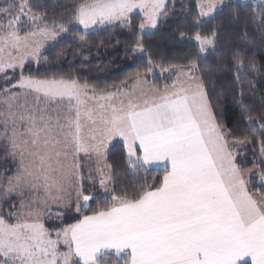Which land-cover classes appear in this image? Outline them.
I'll return each instance as SVG.
<instances>
[{
	"label": "snow or ice",
	"instance_id": "snow-or-ice-1",
	"mask_svg": "<svg viewBox=\"0 0 264 264\" xmlns=\"http://www.w3.org/2000/svg\"><path fill=\"white\" fill-rule=\"evenodd\" d=\"M197 7L194 27L233 11L196 32L198 51L174 64L144 39L167 0L51 10L45 0L0 2V264H264V98L257 109L248 86L264 65L243 47L210 67L199 60L228 28L264 48V0ZM101 26L122 30L126 51L145 63L122 87L97 92L65 74L50 49L69 38L82 49L120 43L90 41ZM156 73L174 78L158 87ZM224 73L235 86L233 127L216 87ZM240 125H255L259 138ZM121 167L135 183L120 180Z\"/></svg>",
	"mask_w": 264,
	"mask_h": 264
},
{
	"label": "trees",
	"instance_id": "trees-1",
	"mask_svg": "<svg viewBox=\"0 0 264 264\" xmlns=\"http://www.w3.org/2000/svg\"><path fill=\"white\" fill-rule=\"evenodd\" d=\"M74 0H45L50 6L56 7L61 4H71ZM201 0H170L168 4L167 16L162 20L159 28L153 32L146 33L144 39L149 44V50L159 52L162 56L169 57L170 62L174 64H183L187 57L198 51L197 45L193 40L196 32L207 33L214 25L226 18L233 11V8L225 7L222 11L216 14L215 19L202 20L200 26L194 27L199 8L197 5ZM62 10V9H61ZM241 13L249 12L251 9L241 7ZM139 18V15H137ZM238 28H228V38L221 35V40L216 46L207 52L206 57L201 56L199 60L202 64L210 67L216 61L221 59H229L231 53L237 48H244V55H251L257 65H264V48L259 46H246L237 38ZM75 34H81L80 28L74 29ZM180 33H184L187 39H181ZM124 32L120 29H112L105 27L88 36V39L96 40L97 38L105 41L113 39L119 40L120 43L97 47L90 44L87 48H81L78 44L72 43L71 39L60 40L56 46L50 51L59 52L63 58L59 61L65 74H71L81 83H86L90 88L97 92L105 90H113L117 87H122L123 81H130L135 72L143 69L145 59L140 54H132L126 51L124 44ZM231 73H224L216 82L218 94L228 101V106L225 109V115L229 123V127H233L237 120L238 114L232 107L230 99V90L235 87L228 79ZM168 75L150 77V82L155 83L158 87H162L164 83H171ZM246 83H248L246 81ZM255 90L254 103L259 109L261 98H264V74H257L256 78L248 85ZM228 91H225V90ZM239 127L245 133L252 132L259 138V131L255 125ZM112 149L114 155H118L121 151V144H114ZM248 158H252V151L246 150ZM154 177H159L162 172L151 171L149 173ZM120 180L135 183L138 177H133L129 172H125L123 167L118 172ZM253 183L259 181L253 179ZM105 197L101 195L98 200H103Z\"/></svg>",
	"mask_w": 264,
	"mask_h": 264
},
{
	"label": "rangeland",
	"instance_id": "rangeland-1",
	"mask_svg": "<svg viewBox=\"0 0 264 264\" xmlns=\"http://www.w3.org/2000/svg\"><path fill=\"white\" fill-rule=\"evenodd\" d=\"M169 1L170 0H167V3L169 4ZM0 2H6V0H0ZM134 15H140L139 14V11L137 10V13H135ZM210 19H212V18H210V17H205V18H202V20H210ZM77 27H79V26H77ZM106 26H101V27H98L97 28V30H99V29H102V28H105ZM153 31H155V30H150V31H148L147 33H149V32H153ZM212 48H210L209 50H211ZM208 50V51H209ZM162 76L161 74H159V73H156V75L155 76ZM165 75H167V74H165ZM246 150L247 149H244L243 151H245L246 152Z\"/></svg>",
	"mask_w": 264,
	"mask_h": 264
},
{
	"label": "crops",
	"instance_id": "crops-1",
	"mask_svg": "<svg viewBox=\"0 0 264 264\" xmlns=\"http://www.w3.org/2000/svg\"><path fill=\"white\" fill-rule=\"evenodd\" d=\"M113 144H121V142L119 140H116V141H113Z\"/></svg>",
	"mask_w": 264,
	"mask_h": 264
}]
</instances>
